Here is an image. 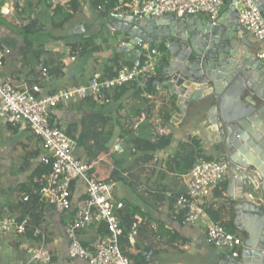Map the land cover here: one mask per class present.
<instances>
[{
  "label": "built area",
  "instance_id": "2783aa9c",
  "mask_svg": "<svg viewBox=\"0 0 264 264\" xmlns=\"http://www.w3.org/2000/svg\"><path fill=\"white\" fill-rule=\"evenodd\" d=\"M34 1L0 0V18L23 14ZM74 1L78 0H48L47 3L51 9L67 10ZM235 2L245 34L263 47L259 57L264 62L262 11L254 0ZM225 3L226 0H118L107 15L113 19L206 16L217 21ZM127 43L123 41L121 46ZM138 51L139 65L124 68L116 78L105 79L95 74L85 85L47 94L43 90L44 82L50 79L46 68L42 70V81L31 87L20 88L3 78L1 71L12 51L4 45L0 46V120L13 126H25L40 142L39 161L49 167L47 185L40 195L47 206L54 208L59 215L70 218L65 226L70 262L81 260L87 264H134L120 246L121 238L124 237L121 217L125 209L124 201L118 197L112 183L95 177L97 163L78 155L77 141L68 135L67 125L56 118L55 112L61 107L78 105L88 99L102 105L110 104L109 96L113 92L134 83L144 89L146 83L159 77L165 53L148 43L140 44ZM71 62H76V58L73 57ZM144 120L143 114L138 122ZM114 151L122 152L123 148L116 145ZM228 171L229 164L223 159L195 165L187 175L186 194L177 196L166 220L203 230L212 247L238 257L243 248V237L228 233L212 220L207 211L214 200L215 190L226 181ZM139 187L141 190L142 187ZM173 196L169 194V198ZM25 201H28V197ZM135 220L127 236L133 247L143 219L136 216ZM102 227L108 232L106 237H100L92 247L81 243L79 233L91 229L98 233ZM30 234L33 238L45 241L43 230L34 227L28 218L20 222L15 217L0 218V240L8 236L26 237ZM26 255L31 262L38 264H50L53 260L52 253L45 247L29 248Z\"/></svg>",
  "mask_w": 264,
  "mask_h": 264
},
{
  "label": "water",
  "instance_id": "95a60500",
  "mask_svg": "<svg viewBox=\"0 0 264 264\" xmlns=\"http://www.w3.org/2000/svg\"><path fill=\"white\" fill-rule=\"evenodd\" d=\"M254 1L264 16V0ZM104 17L111 32L129 38L117 51L127 53L134 65H139L140 44L165 48L160 75L151 81L176 98V119L194 104L208 105L214 142L229 164L234 223L244 232L241 254H221L217 264H264V62L244 32L235 0L217 21L204 16ZM84 30L80 24L70 34ZM147 254L154 252L145 249L142 258Z\"/></svg>",
  "mask_w": 264,
  "mask_h": 264
},
{
  "label": "trees",
  "instance_id": "16d2710c",
  "mask_svg": "<svg viewBox=\"0 0 264 264\" xmlns=\"http://www.w3.org/2000/svg\"><path fill=\"white\" fill-rule=\"evenodd\" d=\"M42 1L44 8L51 10L53 28H63L66 23L73 19L77 14L81 13L82 3L84 2V0L74 1L69 9L62 10L59 8L51 9V6L47 3L48 0ZM87 1L89 4L88 7H90L89 12H91V14L99 15V17H103L102 15L110 14L112 12L115 3L118 0ZM99 8H101V12L99 11ZM38 24V20L36 19L32 20L28 26L19 28V35L22 38L21 43H23L18 51L21 64H28L26 60L27 52L36 44L37 41L35 42V38L44 33L43 30L45 29V25L40 24V26L37 27ZM103 28L108 29L107 24H105L102 29ZM99 35L100 34H96L92 37H83L85 44H83V46L81 45V47L86 48L87 46L93 44L95 45V41L99 39ZM128 41L129 38H127L124 42ZM105 42H108V40L105 39ZM75 45L76 43L73 44V47H76ZM99 49L101 48L95 45L92 51L98 52ZM42 53V50L36 51L37 56H41ZM120 53H122L123 56L125 55L126 59H122L123 56L120 55ZM83 54L84 52H79L80 57ZM114 54V57L110 59L113 66H107L105 68V74L102 75L105 79L116 78L124 68H131L134 66L133 61L130 58H127V53H116L114 50ZM48 66H50L49 70ZM48 66L45 68L49 71V73H58L61 69V65H58L59 67L55 66L54 60L51 61ZM128 87L133 89V95L140 97L139 99L144 105L136 111L135 119L130 115H127L129 123L119 134V138L126 140L129 144V156L134 160L127 170L124 169L125 173H128L126 177H124V174L121 171V161H117L116 168L112 171L111 176H109L106 181L108 183L113 182L117 185L124 184L131 187L135 183L142 182L141 177L146 173V167L156 161V153L165 151L171 147L174 141V133L170 129V126L172 113L175 110L174 107H176V98L172 97L173 99H169L168 97H164L161 91L158 90V87L155 86L152 81H149L146 83L144 89H141L134 83L116 90L109 96L111 101H113V103H118V101H120L123 95L128 91L126 90ZM108 105L110 104L102 105L95 102L93 99H88L81 104L66 107V112L77 110L83 113V116L80 119L74 121L73 124H69L67 129L68 135L75 139L79 145H82L85 140L91 138L95 139L96 142H99L100 136H102L100 126L101 124L105 125V123L108 122V119H110L111 116V110L110 108L107 109V112L104 110L106 114H103L98 113L96 109L98 106L106 107ZM122 107L123 103L119 104V108L116 112L120 113ZM88 109L92 112L91 114L88 113ZM143 114L147 117L144 122L139 123L136 119L141 117ZM117 116L118 118L115 120V125L120 126L122 117L120 115ZM119 116L121 118L120 120ZM78 121L81 123V130L79 136L77 137L76 131L78 127L76 124ZM8 129L14 135L18 132L19 126L9 124ZM40 154L41 152L38 149H32L25 152L23 163L20 166V171L22 173H26L31 170L30 175L27 177V182L21 183L11 190L14 194V200L5 202L2 206H0V218L15 217L19 222L28 218L34 227L44 230V225L46 224L44 208L46 203L41 197L40 191L47 185L46 178L49 173V167L45 166L40 161H36L38 159L40 160ZM173 155V159L171 157L168 160V166L171 172L173 171V166L180 163H187L192 169L195 165L199 164L198 161L211 163L220 160L214 156H208L205 154L202 141L199 138L192 136H188L184 141H180ZM137 173L139 175H137ZM219 187H221V189ZM219 187L215 190L213 203L207 208L208 214L214 222L219 223L228 233L241 237L234 223L235 217L232 206L224 202H220L221 199L226 198V185L222 183ZM161 191L164 193V190L161 189ZM177 196L168 198L170 210H172ZM27 197L28 201H25V198ZM123 201L125 203V209L122 211L121 217L124 237L121 238L120 246L123 253L128 255L134 264H150L147 258H142V253L145 249L157 251L152 246V239H163L165 240L166 246L168 245L174 249H181L183 246L188 247L190 245V240L188 238L172 229H168L169 231H166V235L160 236V231H162L161 228L164 227V223L160 219L153 217L150 212L147 213L141 206L129 200L124 199ZM136 216H141L143 221L139 227L137 242L133 247L128 242L127 236L136 221ZM98 234L101 238H103L108 235V232L104 227H102L98 230ZM30 237H32L31 234L25 238ZM38 240L41 241L42 238H38Z\"/></svg>",
  "mask_w": 264,
  "mask_h": 264
},
{
  "label": "crops",
  "instance_id": "0c3cea01",
  "mask_svg": "<svg viewBox=\"0 0 264 264\" xmlns=\"http://www.w3.org/2000/svg\"><path fill=\"white\" fill-rule=\"evenodd\" d=\"M40 1V2H39ZM233 0H226L225 6L222 9L221 15L224 14L228 8L232 5ZM39 8L41 10L37 11V15H43L45 12L43 1L38 0ZM39 8H36L38 10ZM50 10V9H49ZM36 14L33 16L36 18ZM107 14L102 15L103 17L94 18V34L96 35L97 31H100L102 27L107 24V20L104 17ZM8 18H0V46L4 45L11 49L12 53L7 58L4 68L1 71V75L3 78L11 82L12 84L20 87L26 88L31 87L33 85H37L42 81V70L47 67L48 64L53 60H47L41 56H37L36 54L33 56H26V60L28 64H21V60L19 59V48L21 46L20 39L18 37H7L2 33L1 28L11 27L9 23L11 17ZM206 17V16H204ZM84 27V25H83ZM110 31V30H109ZM12 32V31H10ZM13 33V32H12ZM114 33V32H113ZM2 34V35H1ZM116 34V32L114 33ZM18 39V40H17ZM254 45L255 49L258 53H262L263 47L252 38H248ZM20 41V42H19ZM39 44V43H38ZM110 44V41H109ZM49 50V49H48ZM107 52V51H105ZM114 53L111 54L109 50L103 56L106 59L103 62H97V67L94 70L93 75H87L86 69L84 67H78L75 69H71L67 71V68H71L72 65H75L78 61L72 63L69 61L68 64H62L60 71L50 73L49 81H45L43 84V90L45 93L50 94L57 90L68 88L71 86L77 85H85L95 74L104 75L105 68L107 66L112 67L113 64L110 62V59L114 57ZM127 58L131 57L127 54ZM76 58V57H75ZM122 59H126L125 56ZM55 66H58V62H55ZM59 67V66H58ZM50 66H48V70ZM59 69V68H58ZM128 90L122 97L120 101L113 103L111 101L108 109H117L119 108V104L123 103H140L137 110L142 108L144 105L140 101V97H137L134 94V91L131 87H128ZM164 97H168L170 99L169 91L165 88L160 90ZM117 105V107L115 106ZM234 105V104H233ZM65 107L59 108L56 112V118L59 121L69 126V124H73L74 121L80 119L83 114L77 110H73L72 112H66ZM89 110V109H88ZM90 111V110H89ZM179 114V109L172 113L171 127L172 132L174 133V141L171 147L165 151H161L156 153V162L162 161V166L160 170L163 172L160 174L159 179L157 180V186L160 189L164 190V197L162 198V205L160 206V210L165 214H159L158 211L152 210V216L160 219L164 223V227H162V231H160V236L166 235V231L168 229H172L174 231L179 232L182 236H185L190 240V245L187 247L185 251H189L193 258L198 256H202L205 261H211L210 264H217L221 254H227L223 250H218L212 247L206 237L203 230L188 226H182L176 221H168L166 220V215L170 211L168 198L169 194L184 195L187 192L186 182L188 172L191 170V167L187 163H180L178 165L173 166V171L171 172L168 166V160L172 157L178 146L180 141H184L188 136L197 137L202 141L203 150L205 154L208 156H214L217 159H222V152L220 148L215 144L213 135L211 133V126L209 124V119L207 117H202V115H194L190 112V109L187 112V115L183 119H176L174 116ZM7 123L0 120V206H2L5 202L14 200V194L11 192L17 185L21 183L27 182V177L30 175V171L26 173H22L20 171V166L24 160V154L27 151L32 149H38L41 152V146L39 140L36 136L25 126L19 125L18 132L16 134H12L8 129ZM26 131L25 137L20 138L21 132ZM23 144V149H21L22 154L18 155L17 148L19 145ZM81 151V150H79ZM82 152V151H81ZM79 152L83 159L93 161L89 155L85 153ZM36 161H39L36 160ZM99 162V161H98ZM200 162V161H198ZM97 166L95 168L94 174L96 178L101 180H107L108 177H105ZM226 185V198L221 199L220 202H224L232 206L234 208L233 202L231 198L228 196L227 192V181L224 182ZM116 188V193L118 197L122 200L125 199L124 195L127 194L123 189H121L120 185H114ZM221 189V187H219ZM124 191V193H123ZM126 193V194H125ZM163 197V196H162ZM215 198V193H214ZM213 199V198H212ZM211 199V200H212ZM130 201V200H129ZM132 202V201H131ZM134 203V202H133ZM213 203V202H212ZM135 204H137L135 202ZM138 205V204H137ZM140 206V205H139ZM146 211V210H144ZM148 213V211H146ZM234 212V211H233ZM234 214V213H233ZM44 216L46 219V224L44 225V233L47 234L45 241H40L37 238H25V237H15L8 236L2 240H0V264H38L35 262H31L28 256L26 255V251L29 248H38L45 247L48 249L53 256V260L50 264H87L84 261L78 260L75 262H70L67 255L68 249V240L65 234V226L70 221V218L67 216L59 215L54 208L50 206H45L44 208ZM235 217V214H234ZM68 221V222H67ZM155 226V225H154ZM157 228V227H155ZM160 229V230H161ZM238 230V229H237ZM241 237H243L242 231L238 230ZM79 239L81 243L86 247H92L94 244L98 242L100 239L99 234L94 230H87L79 233ZM154 241H157L154 239ZM46 245V246H45ZM155 254V251H152ZM150 259V258H149ZM148 260V259H147ZM151 263L150 261H148ZM184 264V263H180Z\"/></svg>",
  "mask_w": 264,
  "mask_h": 264
},
{
  "label": "rangeland",
  "instance_id": "374dc122",
  "mask_svg": "<svg viewBox=\"0 0 264 264\" xmlns=\"http://www.w3.org/2000/svg\"><path fill=\"white\" fill-rule=\"evenodd\" d=\"M88 6V1L84 0V2L82 3L81 13L77 14L73 19L66 23L63 28H53L51 10H49L48 8H44L42 12L44 11L45 14L37 15L36 12L41 9L39 8L38 0H35L29 6L26 12L11 17L12 19H10L9 23L13 27V30L11 27H7V29L1 28L2 33L7 37H18L20 41H22V38L19 35V28H24L25 26H28L32 20L37 19L39 23L37 27H39L40 24L45 25V29L43 30L44 33L35 38V42H37L27 52L26 56L34 57L37 50H42L43 53L41 55L46 59V61L54 60L61 66H63L62 64L64 63L68 64L73 57H76V61L78 62L75 65H72L71 68L68 67L67 71L78 67H84L86 69L87 75H93L94 70L97 67L96 63L106 60L103 57L105 53H107L109 50L111 51V54L114 53V50L116 51V53H119L117 49L121 46V43L123 41L127 40L128 37L120 32H116V34H114L115 32L113 33L109 31V29L103 28L100 31L96 32L97 34H100L99 39L95 41V45L101 48L98 52L92 51L95 46L94 44L87 46L86 48L81 47V45L83 46V44H85V42L83 41V37H92L95 35L94 18H99V15L91 14V12H89L90 7ZM36 8L39 9L35 11ZM33 14H36V18L33 16ZM80 24L84 25L85 30L81 31L79 34H70V32L75 30ZM10 31H12L13 33ZM105 39H107L108 42H105ZM74 43H76V47H73ZM21 44L23 45V43ZM161 50L165 53V48H162ZM79 52H84V54L80 57ZM120 55H122V53H120ZM170 98L173 99L171 96ZM108 106H98L96 111L98 113L106 114L105 112L108 111ZM115 106L117 107L116 104ZM138 106H140V103H125V105L123 104L120 113L116 112L118 108L114 110L111 109L110 119H108V122L105 123V125L101 124L100 126V129L102 131V136H100L99 139L100 141L96 142L95 139L91 138L85 140L82 145L78 144L79 150H81L82 152L78 151L77 153L81 152L82 154L85 153L86 155H89V157H91V159L97 163V167L101 171H103L102 174L105 177L111 176L112 171L116 168L117 161H121V171L123 172L124 177L128 175L127 172L125 173V170L130 167L134 159L129 156V144L126 142V140H122L121 138H119V134L121 130H123L124 127H126L129 123V120H127V115H130L134 119L136 118L135 114ZM207 107L208 105L206 103L194 104L190 108V112H192L194 115L201 114L202 117H207ZM174 109V111L178 110L177 105L176 107H174ZM88 113L91 114L92 112L88 111ZM117 115H120L122 117L121 119L119 116V120L121 119L120 126L115 125V120L118 118ZM144 116L145 118L147 117L145 114ZM139 118L140 117H138L136 120L138 121ZM80 124L81 123L79 121L76 124V126L78 127L76 131L77 137L79 136L81 130ZM170 129L172 130L171 126ZM26 134H28L26 131H22L20 138L25 137ZM116 145H120L123 148V151L115 152L114 149ZM21 149H23V144L19 145V147L17 148L18 155L22 154ZM161 166L162 161H155L153 164L146 167V173L141 177V183H135L131 187H128L124 184L120 185L121 189L127 192V194L125 193L126 195H124L125 200H130L134 203L136 202L148 212L152 213V210H155V212L158 211L159 214H165L160 210V206L163 204L161 199L165 197L161 189L157 186V180L159 179L160 174L163 173L160 170ZM137 175L139 174L137 173ZM113 185L117 186V184L115 183H113ZM139 186L142 187L141 190L139 189ZM45 235L47 236L46 233ZM151 241L152 246L157 251H155V254L153 256H149V254H147V259H151L150 264H210L211 262L205 261L202 256L193 258L188 250L185 251L187 249L186 246L181 247V249H174L168 245L166 246L165 240L163 239L157 241H154L152 239Z\"/></svg>",
  "mask_w": 264,
  "mask_h": 264
}]
</instances>
